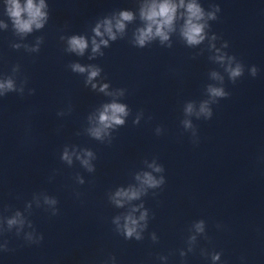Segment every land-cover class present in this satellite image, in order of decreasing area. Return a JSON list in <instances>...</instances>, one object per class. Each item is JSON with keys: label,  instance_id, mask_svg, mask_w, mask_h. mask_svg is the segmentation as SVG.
Masks as SVG:
<instances>
[{"label": "clouds", "instance_id": "clouds-1", "mask_svg": "<svg viewBox=\"0 0 264 264\" xmlns=\"http://www.w3.org/2000/svg\"><path fill=\"white\" fill-rule=\"evenodd\" d=\"M7 12L8 15L12 18L14 27L17 31L25 33L32 31L33 26L36 28L42 27L41 20L44 17V13L42 9L44 7L43 0H40L39 4H36L34 0H26V2L22 5L20 0H7ZM180 6L183 5V0H181ZM187 19L183 29V36L187 39L190 44H198L204 39L203 30L205 25L199 23L200 20L204 18V12L201 7L196 4L195 2L189 3L187 6ZM177 5L171 3V0H163L162 3L155 4L148 6L142 11V18L147 20L148 26L146 29H141L139 35L137 37V42L143 46L146 40L152 38L154 35H159L161 39H167V34L161 30L162 27H167L171 30L173 21L175 19ZM219 10V9H217ZM122 20L118 21L116 24L117 29L123 30L124 23L123 21H128L132 19L130 13H122ZM27 17V18H25ZM215 15L213 13H209V19H215ZM107 25L106 31L108 32L109 36L115 39L114 35L112 34V28L110 21H105ZM153 25H156V31L153 32ZM96 34L101 35L99 32V27L96 29ZM101 43L107 44V41H101ZM70 50L76 51L78 54H83L84 50L87 47V43L83 37H72L69 40ZM93 52H96L99 49V45L96 44L95 40H93ZM217 59L221 62L225 60L224 55H220ZM229 66L227 67L226 71L229 74V78L234 82L237 78L241 77L244 72L243 65L240 63H236L235 67L231 66L232 61L235 59L234 57H228ZM73 70L76 72H85L86 69L79 64L73 65ZM251 75L255 77L257 75V68L252 67L250 69ZM99 74V69L93 68L90 70L89 73V81L96 77ZM216 73H213V76L216 77ZM95 87V85H93ZM107 86L105 85L104 88ZM0 89L6 90H13L14 85L11 80L0 83ZM103 90V88L101 89ZM208 93L213 98H224L228 95L222 88L212 87L209 86ZM193 111V106L189 104L186 108V112L191 114ZM128 112L126 106L123 104L112 103L110 105H106L104 107V111L100 113L99 116V124L101 127L92 130V135L96 138H100L102 131L113 125H123L124 119L123 117L127 116ZM203 115L206 119H211L212 111L208 106V101H205L201 104L199 113L197 115ZM185 127H191L190 121H185ZM91 156V153H88ZM64 159L68 160L69 157L67 153L64 155ZM70 162V160H69ZM82 163L85 166H88V161L83 160ZM91 170V168L89 169ZM156 171H162L161 168H156ZM140 179V177H137ZM163 182V179L157 181L153 178V176L149 173H145L143 176V183L148 185L149 187H156L160 183ZM117 197H127V199H135L139 196V192L135 190H129L127 192L120 191L116 193ZM117 205L121 204L119 199L116 200ZM141 220L145 219V214H142L140 217ZM15 220H10L9 224H14ZM137 221L131 216L126 217V223L124 225L125 234L127 237H132L133 234L136 232ZM198 231L203 230L202 222L197 226ZM136 238L139 239V235H136ZM219 259V256H213V260Z\"/></svg>", "mask_w": 264, "mask_h": 264}]
</instances>
